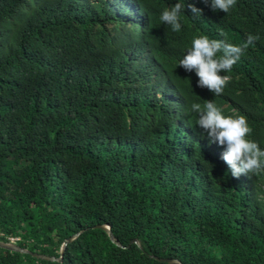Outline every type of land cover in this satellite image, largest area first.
Returning <instances> with one entry per match:
<instances>
[{"label":"trees","instance_id":"16d2710c","mask_svg":"<svg viewBox=\"0 0 264 264\" xmlns=\"http://www.w3.org/2000/svg\"><path fill=\"white\" fill-rule=\"evenodd\" d=\"M176 2L179 32L160 20ZM249 34L219 96L178 66L194 37ZM206 100L264 149V0H0V241L59 258L81 233L62 261L0 264H264V173L231 176Z\"/></svg>","mask_w":264,"mask_h":264},{"label":"clouds","instance_id":"9594fccd","mask_svg":"<svg viewBox=\"0 0 264 264\" xmlns=\"http://www.w3.org/2000/svg\"><path fill=\"white\" fill-rule=\"evenodd\" d=\"M213 11L229 12L236 0H203ZM186 5L176 2L163 10L160 20L170 26L174 32L182 29L181 13ZM193 16H201L202 10L194 4H188ZM223 35V34H222ZM259 37L249 34L242 45L229 43L226 40L210 39L206 35L194 37L183 59L178 63L186 72H194L197 79L196 87L207 89L214 95H221L230 77L223 73L231 72L233 66L244 55L247 48ZM191 110L198 113L197 126L206 134L209 143L221 146L224 151L221 159L227 164L231 176L239 178L264 173V149L254 140L249 139L253 129L243 115L226 116L223 110L211 100L203 106L193 103Z\"/></svg>","mask_w":264,"mask_h":264},{"label":"water","instance_id":"95a60500","mask_svg":"<svg viewBox=\"0 0 264 264\" xmlns=\"http://www.w3.org/2000/svg\"><path fill=\"white\" fill-rule=\"evenodd\" d=\"M95 228L97 229H102V230H105L112 241H115L114 239V236H113V233L111 231V228L110 226H104V225H99V226H96ZM81 233H77L73 236H71L68 241L66 243L63 244V247H62V250H61V257L57 258L56 256H51V255H48V254H44V253H39V252H33L31 250H28L26 248H22L20 247L18 244H14V243H6V242H2L0 241V247H3V248H6V249H9L11 251H19V252H22V253H29L31 254L33 257H36V258H41V259H44V260H48V261H62L63 259V255H64V252H65V248L67 246V243L73 241L76 237H78ZM137 241L134 240L133 243H136ZM156 259L162 261V262H167V263H171V264H181L180 262H178L176 259H161V258H158L156 257Z\"/></svg>","mask_w":264,"mask_h":264},{"label":"built area","instance_id":"2783aa9c","mask_svg":"<svg viewBox=\"0 0 264 264\" xmlns=\"http://www.w3.org/2000/svg\"><path fill=\"white\" fill-rule=\"evenodd\" d=\"M19 240H20V237L11 238V242L10 243L17 244Z\"/></svg>","mask_w":264,"mask_h":264}]
</instances>
